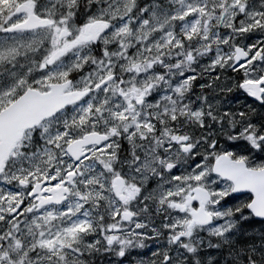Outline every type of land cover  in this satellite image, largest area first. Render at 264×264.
I'll return each instance as SVG.
<instances>
[{
  "label": "snow or ice",
  "instance_id": "snow-or-ice-1",
  "mask_svg": "<svg viewBox=\"0 0 264 264\" xmlns=\"http://www.w3.org/2000/svg\"><path fill=\"white\" fill-rule=\"evenodd\" d=\"M0 264H264V0H0Z\"/></svg>",
  "mask_w": 264,
  "mask_h": 264
}]
</instances>
